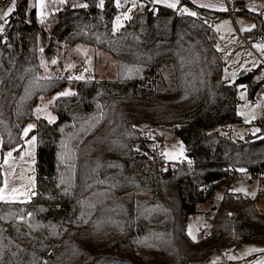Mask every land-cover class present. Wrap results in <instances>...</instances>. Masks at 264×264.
<instances>
[{
	"label": "trees",
	"instance_id": "obj_1",
	"mask_svg": "<svg viewBox=\"0 0 264 264\" xmlns=\"http://www.w3.org/2000/svg\"><path fill=\"white\" fill-rule=\"evenodd\" d=\"M99 4L64 6L48 35L28 0H16L0 33L2 150L21 148L38 96L67 85L64 77L41 75L39 54L50 60L55 40L107 52L117 69L112 80H77L68 103L55 100V121L37 119L36 195L25 205L0 204V264H191L243 243L264 245V209L228 190L240 169L259 170L264 179L263 129L243 138L229 130L240 122L236 85L253 99L264 83L256 81L258 67L234 82L223 78V52L210 24L219 14L212 10L190 16L146 4L114 31L115 0ZM245 35L259 40L264 30L257 25ZM129 68L141 71L128 74ZM77 104L80 111L67 112ZM170 125L188 162L165 165L158 148L147 145L142 127ZM223 187L212 207L213 229L191 240L188 215ZM82 211L87 223L77 220Z\"/></svg>",
	"mask_w": 264,
	"mask_h": 264
},
{
	"label": "rangeland",
	"instance_id": "obj_2",
	"mask_svg": "<svg viewBox=\"0 0 264 264\" xmlns=\"http://www.w3.org/2000/svg\"><path fill=\"white\" fill-rule=\"evenodd\" d=\"M230 1H232V4L230 5L229 10L228 4ZM10 3L11 0L0 2V11H6ZM135 3L136 6L133 7L132 0H120V7H118L119 13L117 16H120L121 20L119 27L116 29L120 28L126 22L127 19L123 18L124 13H127L130 17L133 12L139 10L146 4L151 6L167 7L163 3L154 4L152 0H135ZM45 4V11L47 15L44 17L43 23L37 16L36 19L38 24L45 28L47 33H49L48 35H50V28L55 23L57 19L56 14L61 8L66 5L82 7L81 5L86 4V0H65V2L62 4L59 2H54V0H45ZM201 4L210 5V7H200L199 5ZM29 5H31V7ZM34 5L35 0H28V9H35ZM177 7H187L189 11H194L197 14H199L200 8L212 10L213 12L219 14L218 18L214 21H211L210 24L217 34L219 47L223 52L225 64L223 66L222 76L224 79L234 82L239 77V73L241 71L247 73L252 69H256L257 67L258 69L261 68L260 63H258L256 67H253L252 65L256 61L260 62L258 55L261 54L253 47V45L256 43H262V41L260 39L250 41V39L245 34L247 31H250L257 25L261 26L264 30V0H197L195 4L192 3V0H180V3ZM221 7L225 8L226 10H219ZM0 23L4 22L0 21ZM115 23L116 18L113 22V27ZM252 25H255V27H251ZM52 39L55 40V38ZM54 42V55L50 60H48L42 52L39 54L41 68L43 70L41 75L43 77H64L67 79V85L63 89L52 94L39 95L37 98V103L33 109V118L26 122L23 129L28 124L36 125V121L39 118H44L47 120L45 118L46 114H51L56 118V114L53 111V104L55 103L56 99L53 100V97H55L57 93L66 89H71L74 92V83L77 81V79L74 78L69 80V76L76 77L82 75L84 78L98 80H112L117 77L116 61L114 57L109 55L107 52L98 50L91 45L81 42H76L74 44H69L65 40H55ZM225 48L229 49L230 54H226L224 52ZM249 53H251V55H249ZM53 59L56 60L55 64L52 63ZM233 72L236 73L235 77L231 75ZM262 79V77L257 75L256 81ZM239 85L243 84L240 83L236 85V92L239 100L237 105V113L238 111L247 113L248 122H245L244 116L239 115L240 122L231 125L229 130L233 137L243 138L246 135H256L262 129L264 131V83L258 87L253 99L249 98L247 88H239ZM242 92L244 94V99L240 98ZM41 97L43 99H41ZM69 97L70 96L63 97V104L68 103L66 100H68ZM50 101L51 103H49ZM37 106H39L44 111L37 113L35 111ZM253 115L255 116V119H252ZM142 128V130L145 131L148 136L149 141L147 142V145L149 147L156 149L158 147H163L164 151L167 150L170 153L180 151L182 143L179 140L173 125L158 127L144 126ZM257 128L260 129L259 132L255 131ZM23 129L21 131V138L23 140L21 148L13 147L7 150H2L0 135V186H3L5 177H7L10 188L20 187L22 185L27 186L29 184V179H31L34 184V188L32 190L35 191L37 139L34 146L30 148L28 141L32 136L36 137V135L31 133V130L27 136H24ZM9 151H12V158L9 159V163L6 165L4 164V157ZM21 155H23V159H21ZM161 157L165 165L175 164L177 162H188L184 151L183 155L175 160L165 159L162 155ZM68 158V152L65 149L61 150L60 170L62 172H66ZM234 189H244V191H233ZM225 190V187L216 190L209 201L199 203L197 205L196 212L188 215L185 224V231L191 240L193 239L188 235V226L192 225L193 235H195L196 238L202 235L204 225L212 217V207L219 204ZM228 190L237 195L256 198L257 209L259 211L264 209V179L253 177L251 172L238 171L230 182ZM261 192L262 195H260ZM253 193L255 195H253ZM0 204L7 203L0 202ZM19 220H21V218H19ZM250 248L264 249V245L243 243L236 247L220 250L218 253L215 252L205 260L191 264H213V262H215V264H256L257 261L264 260V252H249L248 249ZM229 257H235V259H230Z\"/></svg>",
	"mask_w": 264,
	"mask_h": 264
},
{
	"label": "snow or ice",
	"instance_id": "obj_3",
	"mask_svg": "<svg viewBox=\"0 0 264 264\" xmlns=\"http://www.w3.org/2000/svg\"><path fill=\"white\" fill-rule=\"evenodd\" d=\"M54 2H59V3H64L65 0H54ZM152 2L154 4L156 3H163L165 4L168 8L170 9H176L177 6L180 3V0H152ZM197 2V0H192V3L195 4ZM103 3L104 0H100V4L98 5L99 7H103ZM31 7V5H29ZM35 10H36V16L41 20V22L43 23V19L44 17L47 15L45 8H46V4H45V0H35ZM82 7H87V5H81ZM116 6L120 7V0H116ZM132 6L135 7L136 3L135 0H132ZM200 7H210V5H204L201 4L199 5ZM16 8V0H11L10 5L8 6L6 11H0V21H3L4 23H7V17L9 16L10 13H12ZM219 10L221 11H225L226 9L221 7ZM254 10V9H253ZM180 12L181 14H188L190 16H196L197 13L194 11H189V9L187 7H182L180 8ZM123 18L124 19H131V17L128 16L127 13L123 14ZM120 20L121 17L117 16L116 17V23L114 25V31L116 30L117 27H119L120 24ZM4 23H0V33H3L4 31ZM251 27H255V25H252ZM250 30V29H249ZM218 47V46H217ZM253 47L261 53V55H264V43H256L253 45ZM219 50V48H218ZM249 55H251V53H249ZM52 63L55 64L56 60L53 59ZM260 63L259 61H256L253 63V67H256V65ZM250 70V69H249ZM133 71L135 72H139L141 71V68H129L127 69L128 74H131ZM231 75L233 77H235L236 73L233 72L231 73ZM83 79L84 77L81 76H76V77H71L69 76L68 79L72 80V79ZM50 79V78H47ZM239 88L242 89H246L245 85H239ZM76 95L75 92H73L71 89H66L64 91H61L59 93L56 94L55 97H53V100L57 99L58 97H68V96H73ZM241 99H244V94L243 92L240 95ZM41 99H43L41 97ZM51 103V101L49 102ZM35 111L37 113H40L42 111H44L43 109H41L39 106H37V108L35 109ZM238 115L244 116L245 117V122H248V114L245 112H239L237 113ZM39 118V117H38ZM45 118L48 120L49 123H52L56 118L54 116H52L51 114H46ZM103 118V114L101 113L100 117L98 119H102ZM252 119H255V116H252ZM36 127L35 124H28L24 129H23V135L27 136L29 134V132L34 129ZM255 131L259 132L260 129H255ZM36 141V137L32 136L31 139L28 141L29 147L31 148L32 146H34ZM138 150V149H137ZM26 154H30V153H26ZM161 155L168 160H175L178 157L183 155V146L181 145L180 151L179 152H173L170 153L167 150H165L164 152L161 153ZM12 158V151H9L6 153L5 157H4V164H8L9 163V159ZM21 159H23V155H21ZM111 166V165H110ZM240 171H245L244 169H240ZM105 181H98V183H104ZM110 187H116L115 184L110 185ZM34 188V184L32 182L31 179H29V184L27 186H20V187H9L8 185V180L7 177H5L3 186H0V202H4L7 204H14V203H20V204H25L27 202H29L31 200L32 196L36 195V192L33 191L32 189ZM233 191H244V189H234ZM65 194H67V190H65ZM96 195H101V196H106L107 193L101 192V193H97ZM253 195H255L253 193ZM81 205H83L85 202L84 201H80L79 202ZM90 208H94L95 205L90 204L89 205ZM8 215H13L12 213H9ZM32 214L29 213V216H31ZM85 213L82 211L80 217L77 218V220H81L84 223H87L88 221L84 219ZM5 216H0V219H5ZM21 219H23V217H20ZM97 228L99 227V222H95ZM188 235L193 239L196 240V236L193 235V230H192V225L188 226ZM249 252H255V251H261L264 252V249H257V248H250L248 249ZM230 259H235V257H229ZM46 264V262H45ZM213 264H215V262H213ZM256 264H264V260L261 261H257Z\"/></svg>",
	"mask_w": 264,
	"mask_h": 264
},
{
	"label": "built area",
	"instance_id": "obj_4",
	"mask_svg": "<svg viewBox=\"0 0 264 264\" xmlns=\"http://www.w3.org/2000/svg\"><path fill=\"white\" fill-rule=\"evenodd\" d=\"M7 0H0V2H6ZM9 1V0H8ZM232 4V1L229 2L228 4V9L230 10V5ZM177 12L181 13L180 12V7H177L176 9ZM229 13L231 14V12L229 11ZM260 40L262 41V43H264V37H261ZM225 53H229V49L225 48L224 50ZM259 57V60H260V65H261V68H259V76L264 78V55H258ZM158 154L161 155L162 152H164V148L163 147H158V150H157ZM139 155H141V153H139ZM164 163V162H163ZM223 170H225V168H223ZM263 170H264V167H263ZM261 171L259 170H255L251 173V175L253 177H259L261 176ZM213 221L212 219H210L205 225H204V228L202 230V235L203 236H207L209 235L210 231L213 229Z\"/></svg>",
	"mask_w": 264,
	"mask_h": 264
},
{
	"label": "water",
	"instance_id": "obj_5",
	"mask_svg": "<svg viewBox=\"0 0 264 264\" xmlns=\"http://www.w3.org/2000/svg\"><path fill=\"white\" fill-rule=\"evenodd\" d=\"M243 74H244V72L241 71V72L239 73V77L242 76ZM80 110H81V105H80V104H77V105H74V106L70 107L69 109H67V112L70 113V114H72V113H76V112H78V111H80ZM218 252H219V251H217V253H218Z\"/></svg>",
	"mask_w": 264,
	"mask_h": 264
},
{
	"label": "crops",
	"instance_id": "obj_6",
	"mask_svg": "<svg viewBox=\"0 0 264 264\" xmlns=\"http://www.w3.org/2000/svg\"><path fill=\"white\" fill-rule=\"evenodd\" d=\"M225 50V49H224ZM226 54H230V52L229 53H226Z\"/></svg>",
	"mask_w": 264,
	"mask_h": 264
}]
</instances>
